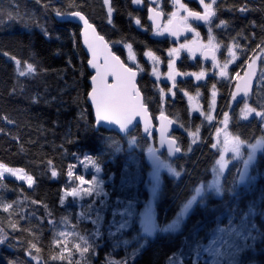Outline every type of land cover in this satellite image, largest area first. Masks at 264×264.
<instances>
[{
    "label": "trees",
    "instance_id": "16d2710c",
    "mask_svg": "<svg viewBox=\"0 0 264 264\" xmlns=\"http://www.w3.org/2000/svg\"><path fill=\"white\" fill-rule=\"evenodd\" d=\"M67 2L0 0V162L24 168L35 178L33 187L11 178L0 179V205L18 202L9 212L0 208V227L5 228L10 242L15 237L12 248L0 244V264H8V261L37 264L33 259L37 256L36 250L31 249L29 255L31 244L40 249V264H68V260H51L52 255L61 251L54 243L56 239L68 241L71 260L87 261L91 257L90 264H171L180 255L189 256L194 262L195 256L201 254L212 238L217 239L230 228L234 229L231 231L236 248L234 264H264V152L251 166V176L243 186H239L237 180L244 164L231 166L224 179L222 195L208 197L204 205L197 204L184 218L180 231L162 233L154 239L142 237L132 244L118 243L119 236L109 227L114 225L115 217L125 222L126 214L119 210L131 207L134 211L129 229L123 230L121 235L129 237L137 225L141 207L148 200L147 172L151 168L145 151L150 141L143 136L140 127L121 136L114 130L95 126L85 96L89 91L86 79L89 70L84 51L74 47L70 36V32L76 31V23L57 16L54 11H69L64 6ZM74 2L84 7L72 10L84 11L106 40L123 38L134 44L138 61L145 69L138 83L143 96L151 101L148 104L151 115L156 120L157 109H160L178 123L173 137L184 154L171 162L181 174L179 177L163 175L156 203L158 221L167 223L195 196L196 190L211 179L218 157L209 144L210 138L215 137L214 129L201 116L191 114L183 92L194 94L198 90L207 106L211 85L215 83L217 110L229 111V131L240 135L238 138L243 141L251 142L264 136L256 130L261 127L259 118L242 120L232 113L226 104L234 86L218 76L210 79L212 74L198 82L189 77L180 78L175 97L171 95L165 100L160 97L159 84L151 76V63L140 54L148 48L157 51L166 66V49L173 44L170 39L152 34L147 21V4L141 7L132 0H112L118 9L113 14V27L107 22L103 0ZM184 2L194 10H202L196 0ZM244 6L249 11L242 13L239 9ZM164 7H168V0H164ZM214 7L217 17L213 20V32L224 48L235 44L241 49L230 73L234 75L236 70L242 75L243 69L236 68V64H242L253 54L256 45L264 41V0H217ZM137 16L144 29L134 23ZM221 20L226 23L220 25ZM197 28L203 31L205 25ZM77 46L81 47L80 39ZM13 56L23 67L32 63L35 71L21 75L11 60ZM219 56L226 54L222 52ZM209 64L183 54L177 69L197 72L202 67L208 70ZM263 65L260 61V71ZM250 103L254 107L264 104V84L259 74ZM197 127L201 139L193 142L188 132ZM132 140H135L134 145H131ZM86 157L98 167L100 189L91 196L64 197L65 188L80 186L75 177L83 174L92 179L93 169L79 161ZM72 166H75V177L69 178L67 171ZM53 167L58 173L55 178L51 176ZM9 221L17 224V231L8 228ZM84 239L92 251L81 256L75 251V244L83 243Z\"/></svg>",
    "mask_w": 264,
    "mask_h": 264
},
{
    "label": "snow or ice",
    "instance_id": "6c2138e0",
    "mask_svg": "<svg viewBox=\"0 0 264 264\" xmlns=\"http://www.w3.org/2000/svg\"><path fill=\"white\" fill-rule=\"evenodd\" d=\"M135 5H141L143 0H132ZM149 3H155L156 7H147V19L151 23V32L155 36L171 37L173 46L166 49L167 55V72L163 75L166 76L165 83L170 82V87L167 88V92H171L175 97L177 88V77H194L196 81L203 80L207 75V70L203 67L197 72H181L177 69L176 63L180 58L181 53L186 51L191 57L195 58L197 53L207 60L211 59L212 76L210 79H214L216 76L221 78L225 83L233 85L234 91H230L228 96L229 101L226 107L234 114H238L243 119L249 117H258V123L261 125L259 129H256L261 134H264V104H258L253 106L249 103L253 95V80L257 77L256 60L261 59L264 63V41L256 45V49L253 50V54L248 56L242 64H236V68L243 69V76L241 71L234 70V76L229 71V65L238 60L237 51H241L236 45L226 46L228 52V58L223 62L218 61L217 53L220 50V44L217 42V38L213 32L212 24L214 18L217 17V0H197V3L202 6V11L194 10L185 3L184 0H170L171 11L165 12L160 7L161 0H149ZM69 11L61 12L60 9H55L57 16L64 19H73L76 22V31L70 32V36L73 40L74 47H77L78 51H84L83 47L77 46L78 39L82 36L83 46H86L87 51L84 52V60L87 65L94 70L95 74L90 71L86 79H90V92H86V98H90L89 107L94 106V120L97 125L102 121L115 122L121 128H126L129 125H133L136 128L140 127L141 120L143 121V130L145 133L153 134L154 116L150 117L148 104L151 102L149 98L142 96L141 87L138 83V75L143 73L145 69L138 61V53L134 48L132 42H127L125 39L120 40H106L104 35H100L97 32L96 25L90 22L88 15H85L82 10H72L77 8H83L84 5L74 2V0H68L64 5ZM103 6L106 7V18L109 25H113V14L118 11L112 4V0H103ZM240 12H247L249 8L247 6L241 7ZM131 13L129 16L131 17ZM197 22H202L207 25L206 39L201 36V32L197 27L193 25ZM134 23L144 29V25L141 22L139 16L135 17ZM226 22L221 20L220 25H224ZM146 30V29H145ZM191 33V38L188 35ZM47 35V33H45ZM183 39V42H179ZM144 43V42H141ZM147 47V46H146ZM234 49H236L234 51ZM90 53V59L88 54ZM120 53V54H118ZM7 55V53H5ZM122 55L124 58L122 59ZM143 57H146L147 61L151 62V75L155 77L156 81L160 80L161 72L159 65L162 63L160 55L157 51L148 48L141 53ZM19 66L21 61L16 57H11ZM70 62V61H69ZM28 71L34 72L35 66L32 63L27 64ZM24 73H21L23 75ZM260 81L264 84V69H261L259 73ZM143 79V76H140ZM210 101L208 102V111L204 112L199 104L200 93L197 90L195 96L188 92H183V95L187 97V102L192 111L199 112L201 116L208 122L214 120L211 114L215 111L217 106V90L216 84L211 85ZM165 88H159V95L161 98L166 96ZM239 97V99H237ZM235 103L236 107H233ZM238 109V113H237ZM159 111V144L161 147L167 146V152L169 155H174L181 152V148L178 146V142L174 138H170L169 128L173 124V120L165 115L163 110ZM222 119L217 123L220 125L215 127V137L210 138V150H216V154L220 161H226L228 154L235 152L240 145V135H234L229 131L230 125V113L229 111L221 112ZM140 118V119H138ZM6 119V118H5ZM234 126V125H233ZM200 128L197 127L194 132H190L189 136L192 137L193 142L199 137ZM255 138V135L254 137ZM190 150V149H189ZM87 162H90L85 158ZM73 167H69L67 176L69 178L75 177ZM223 167V166H221ZM177 176H180V172L172 169ZM5 174L16 178L19 181H26L28 186L34 184V177L28 174L24 168L11 167L6 163L0 162V179L5 177ZM53 178L58 176L57 171L53 167L51 171ZM76 181L80 185L79 187H71L64 189V197L89 195L91 196L94 191V178L87 180L84 175L75 177ZM85 183L89 184L88 188L83 187ZM17 201L8 202L0 205L4 212H9L13 209L14 204ZM60 203L63 204L64 200L61 199ZM22 211V210H21ZM2 223V222H0ZM8 228L12 232L17 231V224L9 221ZM15 241V237L12 238ZM10 242L8 233L4 227H0V244H7L9 248L14 246V243ZM59 246L61 251L58 255H52V261H65L68 260V264H90L91 257L87 261H74L70 257L72 252L68 249V241L65 239L61 242L60 239L54 241ZM31 249H35L37 256L33 257L40 264L39 253L40 249L36 244H31L29 248V255ZM75 251L81 256L92 251L89 243L84 239L83 243L75 244ZM67 253V255H66ZM8 264H14L13 261H8Z\"/></svg>",
    "mask_w": 264,
    "mask_h": 264
},
{
    "label": "rangeland",
    "instance_id": "374dc122",
    "mask_svg": "<svg viewBox=\"0 0 264 264\" xmlns=\"http://www.w3.org/2000/svg\"><path fill=\"white\" fill-rule=\"evenodd\" d=\"M206 2H211V0H206ZM146 4H147V6L150 5L148 3V1L146 2L145 0H143V3L141 5H138V6L142 7ZM163 4H164V0H161L160 7L163 8V10L165 12L172 10V8L170 7V0H168V7L165 8ZM198 31H200L201 36L206 39L207 25H205V29L203 30L204 32L202 30H199V29H198ZM156 37L164 38V39H170V40L173 39L171 37H160V36H156ZM189 38H191V36ZM182 42L183 41H181V43ZM217 42H218V40H217ZM232 45H235V44H230L229 46H232ZM235 50L236 49H234V51ZM222 52H225L226 56L220 58L219 55ZM183 54H187L191 60H195L197 58L201 59L200 53H197L196 57L193 58L186 51H183L181 53L180 58L182 57ZM237 56L239 58L238 51H237ZM217 57H218V61H220V62H223L225 59H227L228 58L227 47L224 48L223 45L220 44V50L217 53ZM178 60H177V62H178ZM12 61L15 65L16 69L19 70L21 73H24V74L30 73L27 69V66L23 67L22 63H20V65L17 66L15 61L14 60H12ZM235 63H236V61L229 65V71H230V68L232 67V65ZM204 64L206 65L208 63H204ZM211 64H212V62L209 64L210 68L207 70L208 75L212 74V71H213L211 68ZM176 67H177V63H176ZM263 68H264V65H263ZM159 69H160V72L162 75L160 77V80L157 82L159 84V88H165V91L167 93L166 96L163 97V99L165 100L167 97H170L172 94H171V92H167V88L164 85L165 81H166V76L163 74L167 72V67L165 66L163 61L159 65ZM153 78L155 79V77H153ZM180 78H188V77H177V80ZM189 78H193L195 80L194 77L189 76ZM168 85H169L168 87H170V82H168ZM191 95L195 96L196 93L191 94ZM186 99H187V97H186ZM209 101H210V99H209ZM249 103H250V100H249ZM199 104H200V106L204 112L208 111V105L205 106L204 103L202 102V95L201 94L199 97ZM190 112L192 115L201 116L199 112L192 111L191 108H190ZM221 112H222V110L218 111L217 106H216L215 111H213L211 113L214 117V120L212 122L206 121L203 116H201V117L203 118V120L205 121L206 124H208L209 126H211V128L214 129V126L215 127L220 126L217 122L222 119ZM251 118H253V117H249L248 119H243V118H241V119L242 120H249ZM190 132H194V131H190ZM190 132H188V134ZM191 139H192V137H191ZM200 139H201V131L199 132V137L195 141L200 140ZM134 143H135V140H132L131 145H134ZM261 152H264V136L259 137V138L255 139L254 141H251V142H246V141H243L240 139V145L238 146L237 151L229 153L227 156L228 159L226 161H220L217 157V160H216V162L212 168L211 179L202 185L204 187V194H203V197L201 198V200L199 201L200 205H204L207 202L208 197H220L222 195L223 190H224V179H225L227 172L231 168V166H233L235 164H239V163H243V164L247 163L250 166H254L256 164L258 157H259V154ZM87 159L90 162H87L85 160V158H83L80 160V163H82L83 166H86V167L93 169L92 170L93 173H92L91 178L92 179L94 178V191H97V189H100V187H101V182H100V180H98L99 177L97 176L98 175V167L93 163V161L90 158H87ZM171 160L172 159L165 157L163 160V163L161 164V166L159 168H151L147 172L146 187H147V190L149 192L148 200L141 207V209L138 213V218L136 220L137 225L132 228V231H131V234L129 237L122 238L121 235L123 234V230L129 229V227L131 225L130 224L131 218L133 217V214H134L133 209L131 207H129V208H124L123 210L122 209L119 210L120 212L122 211V213L126 214L125 220H124L125 222H122L120 220V218H118V217H115V219H113L114 225L109 227V230L112 229L111 232L113 234H116L119 236L118 243L132 244V243H136V242L140 241L142 237L143 238L149 237L150 239H154V238L160 236L162 233L178 232L182 229V227L184 225L183 211H184V207L186 204H183L181 207V210L178 211L177 214L173 217V219L167 223H160L158 221V218H157L156 203H157L159 193H160V190L162 187L163 175L168 174V175L173 176V177H179L175 174V172L172 171V169L176 170V168H175V165L171 162ZM221 166H223V167H221ZM11 167H14V166H11ZM81 175H83V174H81ZM4 178H11V179L17 180L16 178L10 176L9 174H5ZM92 179H90V180H92ZM87 180H89V179H87V177H86V181ZM17 181H19V180H17ZM19 182L25 183L27 185L26 181H19ZM34 184H35V178H34ZM34 184L32 186H29V187H33ZM89 186L90 185L87 183H85V185H84L85 188H88ZM84 207L86 209V205H84ZM97 215H98L97 217L100 216L99 214H97ZM231 231L234 232V229L230 228L228 231H225V233H223V235L219 236L217 239L212 238L207 243V245L205 246V249L201 252V254L198 256H195L194 262L190 261L189 256L187 258H185L184 255H180L171 264H199V262H203L204 264H234L236 248L233 247L234 246V237L231 235L232 234Z\"/></svg>",
    "mask_w": 264,
    "mask_h": 264
},
{
    "label": "water",
    "instance_id": "95a60500",
    "mask_svg": "<svg viewBox=\"0 0 264 264\" xmlns=\"http://www.w3.org/2000/svg\"><path fill=\"white\" fill-rule=\"evenodd\" d=\"M147 1L149 3V0H147ZM150 7H156V4L155 3H151ZM147 16H148V13H147ZM70 20L75 22L73 19H70ZM147 21H148V19H147ZM148 23L151 26L150 21H148ZM195 24L197 26H203L204 25L202 22H197ZM96 29H97V27H96ZM97 32L100 34L98 29H97ZM187 35H188V37H190L191 33H189ZM79 39H80V44H81V46L84 49V52H86L87 49H86V46H83L82 36ZM88 58L89 59L91 58L90 57V53L88 54ZM201 60L204 63H211V59L210 58L205 60L201 56ZM260 61H261V59H257L256 60L257 76H258L259 71H260ZM87 68H88L89 72L91 71L92 74H95L94 70H92L89 65H87ZM242 76H243V74H242ZM139 77H140V75H138V81H139ZM256 79H257V77L254 78V80H253V92H254V89H255ZM88 84H90V79H88ZM88 92H90V87H89V91ZM142 96H143V93H142ZM237 99H239V97ZM86 100H87V103L90 104V98H86ZM234 105H235V103H233V107H234ZM91 110H92L93 116H94V106L91 108ZM148 110H149V108H148ZM149 115H150V117H152L150 111H149ZM165 115L168 116L169 118H171L169 115H167V114H165ZM158 118H159V116L156 118V120H154V119L152 120V123H153V134L152 135H149V134L144 132V130H143V121L141 120V122H140V129H141V132H142L143 136L146 137L150 141V147L145 151L147 164H148V166L150 168H159L161 166V164L163 163V160H164L165 156L167 158H169V159L175 160V159L183 156V154H184V150L179 146V143H178V146L181 148V152L180 153H176L174 155H169L168 154L166 145L164 147L160 146V144H159V122H158ZM138 119H140V118H138ZM95 126L97 128H104L106 130H114L115 132H117L121 136H126V135L130 134L132 131H134L136 129V127H134L133 125H129L126 128H121L115 122H109V121H102L99 125H97L95 123ZM177 129H178V123L176 121H173V124L169 128L170 138L176 139L175 137H173V133ZM251 173H252V170H251L250 165L249 164H244L242 166L240 172H239V175H238V180H237L238 185L239 186L245 185L246 182L249 180V178L251 176ZM203 192H204L203 187H199L197 189L195 196L191 199V201L184 208V211H183V217L184 218H186L190 214V212L196 207V205L199 203V201L201 200V198L203 196Z\"/></svg>",
    "mask_w": 264,
    "mask_h": 264
},
{
    "label": "flooded vegetation",
    "instance_id": "af4514ba",
    "mask_svg": "<svg viewBox=\"0 0 264 264\" xmlns=\"http://www.w3.org/2000/svg\"><path fill=\"white\" fill-rule=\"evenodd\" d=\"M148 5H149V4H148ZM163 5H164V4H163ZM148 7H150V5H149ZM193 26L197 27L196 24H194ZM181 41H183V39H181L179 42H181Z\"/></svg>",
    "mask_w": 264,
    "mask_h": 264
},
{
    "label": "bare ground",
    "instance_id": "6f19581e",
    "mask_svg": "<svg viewBox=\"0 0 264 264\" xmlns=\"http://www.w3.org/2000/svg\"><path fill=\"white\" fill-rule=\"evenodd\" d=\"M80 160H81V159H80ZM80 160H79V161H80ZM196 191H197V190H196ZM195 194H196V193H195ZM202 197H203V196H202ZM190 201H191V200H190ZM190 201H189V202H190ZM189 202H188V203H189ZM188 203H187V204H188ZM199 203H200V202H199ZM199 203H198V204H199ZM187 204H186V205H187ZM186 205H185V206H186ZM184 208H185V207H184Z\"/></svg>",
    "mask_w": 264,
    "mask_h": 264
}]
</instances>
